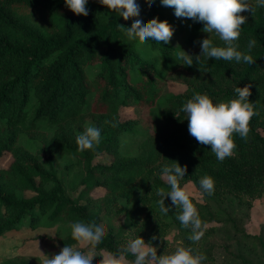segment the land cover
Listing matches in <instances>:
<instances>
[{
    "label": "trees",
    "instance_id": "obj_1",
    "mask_svg": "<svg viewBox=\"0 0 264 264\" xmlns=\"http://www.w3.org/2000/svg\"><path fill=\"white\" fill-rule=\"evenodd\" d=\"M137 3L139 17L125 21L98 0H88L87 16L75 15L64 0H0V158H12L0 168V237L21 227L54 229L53 236L23 242H39L50 258L76 243L71 223L95 222L105 229L96 254L138 237L156 246L158 256L182 246L206 256L202 264H264V225L250 235L242 224V213L264 189V7L254 16L240 14L247 19L238 50L247 52L255 40L254 64L201 57L189 67L180 50L195 58L203 39L223 42L160 0ZM155 18L173 28L168 44L129 40L118 27ZM168 82L185 88L174 94ZM245 86L256 113L248 139L234 133L233 155L220 162L211 146L189 134L181 107L197 92L226 102ZM127 107L136 117L123 120ZM88 125L100 129L101 142L81 152L76 136ZM103 154L108 158L97 162ZM173 162L187 168L180 186L191 184L201 194L203 202L190 199L202 221L215 224L199 242L188 239L191 230L177 220L180 210L170 197L164 199L168 215L159 210L156 190H170L162 169ZM205 175L214 180L211 196L199 186ZM24 247L0 264H41Z\"/></svg>",
    "mask_w": 264,
    "mask_h": 264
},
{
    "label": "clouds",
    "instance_id": "obj_2",
    "mask_svg": "<svg viewBox=\"0 0 264 264\" xmlns=\"http://www.w3.org/2000/svg\"><path fill=\"white\" fill-rule=\"evenodd\" d=\"M110 12H116L125 21L139 17L140 5L137 0H98ZM151 4L155 0H145ZM162 6L174 9L177 18H186L204 25L202 31L214 33L223 47L215 46L210 38L203 39L200 43L201 54L193 58L180 50L179 59L183 64L192 66L201 57L215 60L233 61L237 63L254 64L252 49L255 40H249L247 52L239 49L237 41L241 35L242 25L247 17L240 15L245 11L255 14L256 7H264V0H256V6H250L248 0H160ZM65 6L77 16H87L88 0H64ZM125 36L131 40L139 38L140 41L155 40L158 44H168L174 35L172 26L167 21L151 19L146 24L141 19H135L131 27L125 28L118 24ZM179 48V47H177ZM154 55H159L158 50ZM238 98L226 102L213 103L207 94L194 93L181 107L188 121V132L201 145L211 146V152L220 162L233 155L236 144L233 134H238L243 140L248 139L250 120L256 114L254 104L249 102L251 96L249 86L236 87ZM101 142V131L93 125H88L76 136L78 151L91 150ZM187 171L179 163L173 162L162 169V176L170 190L161 187L156 194L162 199L158 200L159 210L168 215L170 209L165 206V197H170L172 204L178 208L177 220L184 229H190L188 239L199 242L205 235L207 224L202 221L199 212L189 197L187 186L181 187L180 180ZM191 183V182H189ZM200 189L211 196L214 194V180L205 175L199 180ZM71 238L76 243L65 245L61 251L47 257L43 264H93L97 257L95 249L100 245L105 236L102 225L76 221L70 224ZM155 239V237H153ZM80 249H86L81 251ZM134 257L127 260V254ZM99 264H202L207 257L203 254L194 255L191 248L177 247L172 253L157 255V250L151 244H146L142 238L130 240L126 247L115 252H107L100 256Z\"/></svg>",
    "mask_w": 264,
    "mask_h": 264
},
{
    "label": "rangeland",
    "instance_id": "obj_3",
    "mask_svg": "<svg viewBox=\"0 0 264 264\" xmlns=\"http://www.w3.org/2000/svg\"><path fill=\"white\" fill-rule=\"evenodd\" d=\"M167 86L170 92L174 94L182 92L185 88L181 84L175 82H168ZM121 114H122L121 116H123L122 117L123 120L136 117V112L133 110L132 107L123 108L121 110ZM107 158L108 156L103 154L99 156L96 161L102 162L105 161ZM11 161H12L11 156L4 153L0 158V168L7 167L11 163ZM185 186H187L189 197H192L197 202H203L201 194L196 190V188L193 185L186 184L183 187ZM96 193L100 194L101 192L97 191ZM247 211H244L242 213V219L244 221L242 223L243 228L246 231V233L250 235H258L261 231V227H262L261 225H264V189L262 190L259 196L251 200L249 210ZM208 226L209 227L215 226V224L211 223L208 224L207 227ZM54 234H55L54 229L39 228L36 230H26V227H21L19 230H13L9 233H6L2 237H0V262L5 258L14 256L17 253L22 252V247H24L23 245L24 241L35 238L38 235L53 236ZM153 247L157 248L156 246ZM20 249L21 251H19ZM24 250L30 255L39 256L41 258V264H43L44 260L47 258V256H44L43 246L39 242L27 244V246L25 245ZM105 254H106L105 252L96 254L97 257L94 258L93 264H99V261L102 259V257L100 256H103Z\"/></svg>",
    "mask_w": 264,
    "mask_h": 264
}]
</instances>
